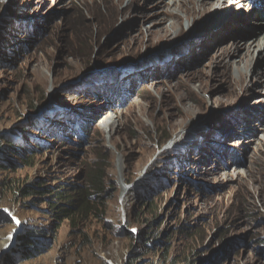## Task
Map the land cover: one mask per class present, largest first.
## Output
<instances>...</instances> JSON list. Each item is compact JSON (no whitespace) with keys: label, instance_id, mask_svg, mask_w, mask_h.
<instances>
[{"label":"rangeland","instance_id":"obj_1","mask_svg":"<svg viewBox=\"0 0 264 264\" xmlns=\"http://www.w3.org/2000/svg\"><path fill=\"white\" fill-rule=\"evenodd\" d=\"M158 1L135 0L128 19L98 37L113 15L104 0H0V264H264V52L238 63L264 33V12L258 21L251 12L263 1L219 0L197 26L180 14L170 40L98 58ZM225 12L235 20L220 28ZM223 50L229 57L213 65ZM243 65L251 78L229 93L227 76ZM209 70L190 84L203 83L201 93L180 88L181 74ZM158 81L184 98L168 108L189 111L184 132L197 128L193 139L174 144L168 93L150 85ZM132 102L143 111L126 112ZM107 117L117 122L112 133ZM94 162L103 171V190L90 198L99 211L74 228L54 220V194L84 186ZM25 233L42 237L36 250L21 245Z\"/></svg>","mask_w":264,"mask_h":264},{"label":"bare ground","instance_id":"obj_2","mask_svg":"<svg viewBox=\"0 0 264 264\" xmlns=\"http://www.w3.org/2000/svg\"><path fill=\"white\" fill-rule=\"evenodd\" d=\"M83 1H85V0H83ZM239 1L248 2L250 4L252 1H255V0H239ZM262 1H263L262 5L255 4L256 8H253V7L251 8V10H252L251 12H253V14H252L253 15V18H252L253 21L254 20L258 21V17L260 15L261 11L264 12V0H262ZM104 2L106 3L107 7H109L110 9L113 10V15L111 17V24H109L108 27H106V26L96 27L97 28L96 33H97L98 37L99 36L102 37L110 29V27L114 26L116 24V22H118V19H121L122 22L124 23V21L126 19H128V8L135 2V0H127V4L124 7V9H122V10H120V5L124 2V0H104ZM217 3H219V0H175L171 4L165 3L164 0L155 2L154 4H151L150 8L146 9L147 13L144 12L145 14L142 13L140 16L138 15L139 16L138 17L139 27L133 34H128L125 40H123L119 43H116L115 45H113L111 47L107 46L106 52L102 53L101 55H98V58H100V60L113 62V61H115V58L116 57L118 58L120 55H132L133 56V55L137 54L138 51L140 50L141 46H142L144 39H145L144 48L151 47L152 45H156V43L160 42V41L170 40V37H172V35H174L176 31L179 30L178 32L181 33L182 25H183L182 24L183 17L180 14H183L187 21H191V24L195 23L197 26L202 22L201 20H202L203 16H205V15L207 16V14H209L211 12V9L213 7H215V5H217ZM226 13L227 12H225V14L223 15L222 20L216 22L218 24H221L220 28L230 25L235 20L234 17H232V16L228 17L227 16L229 12L227 14ZM169 20L171 21V23L169 24V27H166L165 22L169 21ZM260 22L264 23V19L263 18L260 19ZM147 24L149 25V27L145 28V26ZM212 28H214V27H212ZM204 30H207V31L202 35L204 36V38L208 39L206 34L208 33V31L210 29L207 28ZM193 39L197 40L198 35L196 37L194 36ZM195 44H196V46H197V44H199L198 45V47H199L201 44V41L196 42ZM251 45H254V49H252L253 47ZM251 45H249V47L247 48L246 53L243 54L239 58L238 63L241 64V62L244 61V58H246V57L249 58L255 50L261 51L262 53L264 52V33H263L261 38L255 39V41L252 42ZM154 47H156V46H154ZM192 49H193V47L189 46L188 49H186V48L184 49V52L182 51L180 53H177V55H176L177 57L171 58V63L174 65V64H177V61L180 59H181L180 61H183L189 55V52ZM107 56H109V58ZM228 57H229V54H227L226 50H223L220 54H218V55L214 54L213 56H211L210 61H211V63H213V65L216 66L219 64V61H218L219 59L221 62L225 63L224 58H228ZM235 62L236 61L233 60L232 63H235ZM169 63H167V64H169ZM246 63L248 64V61H246ZM64 64H66V63H64ZM167 64L164 63L162 65L165 67V66H167ZM226 64L230 65L229 62H227ZM213 65H212V67H214ZM69 67H71L69 69L71 71L70 74H72V72L77 69V66H75L73 64H71ZM160 68H161V65H160L159 69ZM235 68H236L235 73L237 74V78L232 77L231 75H228L227 79L225 81L224 88L229 93H231V92L233 93L238 88L244 87L248 78H251V74L249 77V73L246 69V65H245V67L243 65L242 68H240L239 66H237ZM159 69H158V71H159ZM181 75L184 76V78H183L184 81H182L180 88H183L185 91H188V92H190L192 90V91L198 92V94L201 93L206 88V86L204 87L203 83H202L200 86H198L199 88L197 87L198 89L193 88L194 89L193 90L190 84H192L195 80L196 81H199V80L202 81L203 78H205V79H206V77L211 78V76H212L210 74V70L205 71L204 75H203V71H199L196 73H187V74L184 73ZM143 76H149V75H143ZM66 77H67V75H66ZM260 79H261L260 84L264 85V75ZM159 83H160L159 81L155 82L154 84L152 82V83H150V85L152 84L151 86L154 87V92H155L156 96L157 95L158 96H164L165 93H168L169 100L166 104H164L162 106V108L165 110L164 112L166 113V116L168 118V121H169L171 127L177 131L179 130L176 137H174V139H175L174 144L183 143L182 140L187 138V137H191L193 139L196 132H199V130L197 128L195 131L190 133V136H189V134H186L184 132L186 130V128H188V127H186L187 126L186 119L189 118V114H190L189 111H187L184 108L182 109V106H179V109L174 111V112L170 111L168 108V105H170V103H172L175 100H179V103H181V105H182L184 98H181V96H178L176 93V90H172L171 86L169 88H167L166 91L157 87L158 85H160ZM206 91H207V89H206ZM209 91H211V93H214L213 90L209 89ZM198 100H199V107L203 108V106H205L202 104L203 100H201L199 98H198ZM174 104H175V102H174ZM153 106H154V103L151 102V108ZM142 111H143V106L139 102H132L126 108V112L132 113L134 115L137 113H140ZM181 116L183 117L182 121H179L178 123H176L177 118H180ZM254 120H256V119H254ZM116 123L117 122L115 120H112L110 117H107L106 121L102 124V127H103V129H108L109 132L112 133V131H114L113 129H114V126ZM200 147H202V143H201ZM216 175L219 176V174H216ZM9 240H11V239H9Z\"/></svg>","mask_w":264,"mask_h":264},{"label":"trees","instance_id":"obj_3","mask_svg":"<svg viewBox=\"0 0 264 264\" xmlns=\"http://www.w3.org/2000/svg\"><path fill=\"white\" fill-rule=\"evenodd\" d=\"M6 151L7 153H12L17 152L18 149L13 145H9ZM7 153H5L4 160H8ZM87 169L84 186L73 188L72 185H64L66 186L65 190L54 194L49 210V215L54 220L59 222L68 220L71 227L74 228L78 226L80 220L87 218L88 215L93 216L99 211L97 204L93 203L90 198L92 195L101 194L103 190V171H101V165L95 162L88 166ZM25 192L27 193L28 191L25 189L23 193ZM40 238L42 237L38 236L37 233H25L24 238L21 240V245L23 248L29 246L34 251Z\"/></svg>","mask_w":264,"mask_h":264},{"label":"snow or ice","instance_id":"obj_4","mask_svg":"<svg viewBox=\"0 0 264 264\" xmlns=\"http://www.w3.org/2000/svg\"><path fill=\"white\" fill-rule=\"evenodd\" d=\"M133 231H135V230H133Z\"/></svg>","mask_w":264,"mask_h":264}]
</instances>
